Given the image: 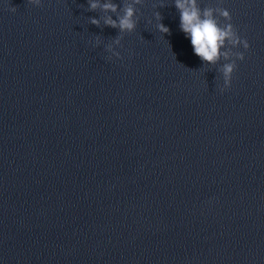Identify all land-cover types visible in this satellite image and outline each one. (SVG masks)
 Instances as JSON below:
<instances>
[{
	"label": "water",
	"instance_id": "obj_1",
	"mask_svg": "<svg viewBox=\"0 0 264 264\" xmlns=\"http://www.w3.org/2000/svg\"><path fill=\"white\" fill-rule=\"evenodd\" d=\"M256 2L197 6L247 40ZM136 8L118 34L87 0H0V264H219L243 60L221 92L173 0Z\"/></svg>",
	"mask_w": 264,
	"mask_h": 264
},
{
	"label": "clouds",
	"instance_id": "obj_2",
	"mask_svg": "<svg viewBox=\"0 0 264 264\" xmlns=\"http://www.w3.org/2000/svg\"><path fill=\"white\" fill-rule=\"evenodd\" d=\"M29 4L39 6L41 0H27ZM88 11H96L99 9L103 13H118L113 19L111 15L102 17L105 26L118 29L119 33H131L137 25L136 5H140L142 0H123L122 6H118L113 0H87ZM174 7L179 12V28L185 37L190 40L192 51L203 64L216 65L223 58L220 71L223 76V92L230 86L232 74L237 67L236 61L244 59L243 52H233L232 49L241 46L244 50L249 48L246 39L241 38L233 25L230 23L231 16L228 10L224 8H209L203 10L197 6V0H173ZM11 11H16V7H12ZM219 14L225 21L223 27L216 19ZM156 19H161L160 14L156 13ZM89 22L99 26L100 19L90 17ZM157 29L162 34H170V29L162 23L157 24ZM99 41H97V44ZM118 38L113 40L112 44L107 46V51L113 56L119 58V53L113 50V45H119ZM234 57V59H233ZM110 58V57H109Z\"/></svg>",
	"mask_w": 264,
	"mask_h": 264
}]
</instances>
